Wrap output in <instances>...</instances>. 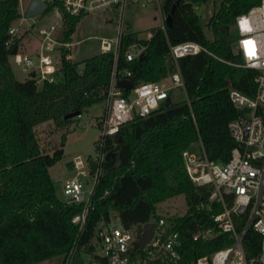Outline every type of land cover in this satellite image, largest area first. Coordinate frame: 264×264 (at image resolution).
Returning a JSON list of instances; mask_svg holds the SVG:
<instances>
[{"label": "trees", "instance_id": "16d2710c", "mask_svg": "<svg viewBox=\"0 0 264 264\" xmlns=\"http://www.w3.org/2000/svg\"><path fill=\"white\" fill-rule=\"evenodd\" d=\"M207 0H162V9L172 23L161 30L156 26L143 31L129 27L122 35L117 59L111 52H98L82 61L66 58L62 48L54 80L37 82L29 74L19 80L10 65V56L21 46L24 35L9 33L21 16L19 0H0V264H36L54 256H62V264L73 244L77 250L71 264H84L80 253L93 259L95 233L100 222L118 219L124 227H136L138 239L134 254L140 252L142 224L157 221L156 206L168 198L183 194L187 202L184 215L166 218L173 221L180 239L178 264H193L201 255L224 247L227 236L216 233L208 239L192 238L200 229L213 227L211 214L221 208L211 202L209 189L196 186L187 174L182 151L201 140L208 157L225 162L234 142L228 132V122L241 111L233 106L228 92L231 87L253 95L257 71L234 66L240 57L233 52L234 35L230 33L236 15L246 12L259 0H220L206 23L213 36L208 38L195 7ZM62 12V40L69 42L80 16L65 13L58 1L48 9ZM147 30L153 34L141 56L127 60L125 49L133 42L146 43ZM193 40L207 47L219 60L205 52L181 56L177 64L182 75L186 99L161 103L144 117L136 116L104 144L95 141L96 153L105 159L88 157L89 173L100 166L101 173L94 188L86 222L81 232L71 219L83 204L67 205L59 197L49 167L63 157L67 131L61 134L51 152L42 147L35 128L52 121L57 127L79 115L94 104L104 101L113 66L116 76H127L133 84L159 81L172 70L168 60L170 43ZM124 94L128 90H123ZM78 116V115H75ZM99 123V122H98ZM65 129V130H66ZM204 202L203 207H198ZM259 237L249 230L245 244L254 250ZM149 264H173L157 258Z\"/></svg>", "mask_w": 264, "mask_h": 264}, {"label": "built area", "instance_id": "2783aa9c", "mask_svg": "<svg viewBox=\"0 0 264 264\" xmlns=\"http://www.w3.org/2000/svg\"><path fill=\"white\" fill-rule=\"evenodd\" d=\"M49 3L58 1L62 10L72 16L85 15L99 9L115 11V33L113 36L99 38L100 52H111L117 59L122 35L127 30L124 9L129 3L145 1L154 5L159 17L157 28L165 30L166 14L162 9V0H44ZM234 33L233 52L240 57L239 62L228 63L257 71L255 90L249 96L231 87L228 92L233 106L241 112L231 119L228 132L234 142L230 157L225 162H217L208 157L201 140H198L199 152L196 154L185 148L182 158L188 176L196 186L209 189L207 205L215 202L221 209L212 213L213 227L200 229L192 234L194 240L208 239L216 233L227 236L229 243L209 254L198 256L193 264H264V0H259L246 12L236 15L231 25ZM53 24L38 29L42 35L41 49L52 51L58 42L54 39ZM9 33L16 34L11 27ZM153 31L144 34L146 43L136 41L125 49L127 60L142 54ZM71 59L69 42L60 44ZM41 50L37 56L24 55L23 64L32 70L37 82L54 80L57 65L53 58ZM205 52L219 60L207 47L193 40L169 44L168 60L173 66L159 81H141L131 85L127 94L117 85L119 79H129L130 72L125 70L117 77L115 65L112 68L106 96L103 101L104 113L99 121L100 145L107 136L113 135L121 125L136 116L144 117L157 109L161 103H170V91L175 87L184 90L177 59L181 56ZM225 61V60H223ZM185 92V90H184ZM186 95V94H185ZM107 154L98 153L96 160L105 159ZM73 168L77 172L64 179L59 191L60 199L67 205L83 204L81 211L72 216L71 221L81 232L86 222L88 207L98 181L101 168L98 166L89 173L88 163L80 156L72 158ZM87 167V172L84 168ZM84 176V179H83ZM204 202L198 207H203ZM114 221V222H113ZM153 221V220H150ZM148 222V221H147ZM152 228L149 241L134 254L135 241L138 239L136 227H124L118 219L108 223L100 222L95 233L96 248L100 249L98 259L92 264H149L157 258H166L173 264L180 259V239L177 230H172L173 221L160 217ZM144 224V223H143ZM142 224V229H143ZM140 231V238L141 233ZM252 230L259 240L251 250L245 244L246 233ZM77 250L75 242L64 259L63 264H71Z\"/></svg>", "mask_w": 264, "mask_h": 264}, {"label": "rangeland", "instance_id": "374dc122", "mask_svg": "<svg viewBox=\"0 0 264 264\" xmlns=\"http://www.w3.org/2000/svg\"><path fill=\"white\" fill-rule=\"evenodd\" d=\"M219 1L207 0L195 7L208 38H211L213 34L206 26V23L213 10L218 6ZM29 2L30 0H19L21 16L12 26L18 35H24L22 41L32 48L34 46L38 47L40 39L43 37L38 34V28L40 26L48 27L50 24H53L57 28L56 30H58L57 34L60 35L63 29V21L62 12L58 7H52L35 17H26L25 11ZM115 16L116 14L113 9H99L83 15L69 41L70 46L68 51L71 55V60L82 61L100 52L99 38L102 36H113L115 33ZM124 16L127 27L131 30L143 31L159 23V17L154 5L145 1L129 3L124 9ZM30 28L31 30H29ZM230 33L234 35L232 28H230ZM54 39L58 42L54 45V49L52 51H42L53 58L54 64L59 65L62 52L60 44L63 43V40L61 37ZM15 55V57L11 56V60L17 71L16 77L19 80H24V78H21V70L24 75L28 76L29 73H26L29 72L28 68L23 64L22 52L19 50ZM184 99H186V95L182 88L175 87L170 91V102H179ZM104 109L105 105L103 102L92 105L87 110H83L80 115L73 116L67 123V129L64 126L57 127L52 121H46L35 128L40 145L50 152L53 146L59 144L61 134L67 131L63 145V157L49 167V173L57 191H60L65 178L77 172L74 168L68 170L65 166L66 161L72 160L74 156L78 155L87 163L88 157L94 158L97 156L95 141L100 135L98 122L104 113ZM190 151L196 154L199 152L198 142L191 144ZM84 170L87 172L86 166ZM187 207L184 195L179 194L159 202L156 206V211L157 214L164 216V218H174L184 215ZM95 250L97 253L101 252L98 247ZM86 256L87 254L85 252L80 253V259L84 260ZM61 259H63L62 256H54L36 264H62L63 261L61 262Z\"/></svg>", "mask_w": 264, "mask_h": 264}, {"label": "water", "instance_id": "95a60500", "mask_svg": "<svg viewBox=\"0 0 264 264\" xmlns=\"http://www.w3.org/2000/svg\"><path fill=\"white\" fill-rule=\"evenodd\" d=\"M48 8V4L47 2H45L44 0H30L26 11H25V16L26 17H35L41 13H43L44 11H46ZM175 9V4L172 5L169 13L166 14V18H165V23L166 26H170L172 23V14L174 12ZM141 56V55H140ZM117 85L120 88L123 89H128L131 87L132 82L130 79H119L117 81ZM75 115H79L78 111H74V112H70L68 114H66L64 116V118H70L73 117ZM65 166L68 170L73 169V162L72 160H69L67 162H65ZM155 226V222L153 221H148L145 222L143 224V229H142V233H141V239H140V249L143 248V246L149 241V239L151 238L152 235V228Z\"/></svg>", "mask_w": 264, "mask_h": 264}, {"label": "crops", "instance_id": "0c3cea01", "mask_svg": "<svg viewBox=\"0 0 264 264\" xmlns=\"http://www.w3.org/2000/svg\"><path fill=\"white\" fill-rule=\"evenodd\" d=\"M51 25V24H50ZM55 26V25H54ZM41 27V26H40ZM39 27V28H40ZM38 28V29H39ZM57 28L55 27V30H54V32H53V36L55 37V38H62V31H61V34L59 35V34H57V31L58 30H56ZM29 30H31V28L29 29ZM17 34V33H16ZM38 34H39V32H38ZM18 35V34H17ZM40 35V34H39ZM23 40V39H22ZM21 40V46H20V51L22 52V58H23V56L24 55H30V56H37L38 54H39V52H41V41H42V38L40 39V42H39V50H38V47H32V48H30L28 45H26L23 41ZM27 44H28V42H27ZM39 51V52H38ZM16 55H14V56H12V57H15ZM11 56H10V58H9V62H10V65H11V67L13 68V70H14V73H15V75H16V69H15V67H14V65L12 64V60H11V58H12ZM16 64H18L17 62H16ZM28 71L29 72H26V73H29V74H32V70H30V69H28ZM21 74H22V77L21 78H26V77H28L27 75H24L23 74V71L21 70ZM28 74V75H29ZM69 161V160H68ZM67 162V161H66ZM87 254V256H86V259H84L83 261H84V263L86 264V262H87V264H92L93 263V258L91 257V255L90 254H88V253H86ZM61 262H62V259H61ZM60 262V263H61Z\"/></svg>", "mask_w": 264, "mask_h": 264}]
</instances>
